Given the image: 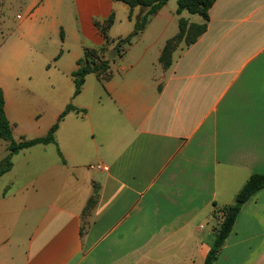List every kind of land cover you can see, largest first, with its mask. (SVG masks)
<instances>
[{
	"label": "crops",
	"instance_id": "obj_1",
	"mask_svg": "<svg viewBox=\"0 0 264 264\" xmlns=\"http://www.w3.org/2000/svg\"><path fill=\"white\" fill-rule=\"evenodd\" d=\"M141 7L0 0V87L14 138L44 136L68 104L79 109L60 121L55 143L14 153L0 176V264H203L222 218L213 211L264 172V0H215L206 31L182 41L168 68L159 61L158 76L140 58L105 82L93 73L105 99L98 86L88 98L91 73L74 95L77 60L104 43L96 21L114 14L109 35L124 38ZM51 68L60 97L47 118L33 116L19 74ZM9 152L0 138V162ZM213 264H264V187Z\"/></svg>",
	"mask_w": 264,
	"mask_h": 264
},
{
	"label": "trees",
	"instance_id": "obj_2",
	"mask_svg": "<svg viewBox=\"0 0 264 264\" xmlns=\"http://www.w3.org/2000/svg\"><path fill=\"white\" fill-rule=\"evenodd\" d=\"M127 3L131 11L135 6L141 5L149 7V14L156 13L161 7L166 4L169 0H122ZM215 0H178V9L188 10L190 13L199 14L203 20L201 22H190L186 18H180L179 20V31L176 35L170 37L159 56V61L164 68H168L172 63V56L178 45L185 41L187 45L194 43L198 37L203 34L208 26L210 18V8L212 7ZM131 16V14H130ZM114 14H111L104 20H97L96 25L100 29L104 43L99 46L86 47L84 49L83 57L77 60V69L73 71L72 75L75 82L74 95L81 92L83 84L85 82L86 75L89 73H95L99 80L105 82L108 81L112 75L111 61L113 60L108 52L110 46L116 44L119 48L118 53L125 51L124 44H131L132 40L139 35L147 25V15H143L136 22L134 31L124 38H118L117 40L112 39L109 35V29L114 22ZM79 109L72 103L68 104L65 110L60 114L57 122H55L49 129L48 133L44 136L35 138H21L16 140L13 136V128L10 120L7 117L5 111V96L3 89L0 87V138L9 141V154L2 159L0 162V176L9 171L13 166L12 156L14 153L36 145V144H47L56 142V131L59 127L60 121L70 111ZM63 157L62 153L59 152ZM264 187V172H254L246 180L243 187L236 194L233 203L227 204L220 209L213 211L214 215L222 212V218L215 228V239L207 253L203 264H213L217 259L219 252L225 243L228 236L233 231L238 215L243 205L249 201L260 189ZM98 194L97 190L93 192L89 198L84 213L88 212L97 202Z\"/></svg>",
	"mask_w": 264,
	"mask_h": 264
},
{
	"label": "rangeland",
	"instance_id": "obj_3",
	"mask_svg": "<svg viewBox=\"0 0 264 264\" xmlns=\"http://www.w3.org/2000/svg\"><path fill=\"white\" fill-rule=\"evenodd\" d=\"M141 8L145 10L143 11L144 13L142 14V16L147 15V25L144 29L145 31L142 32L141 39L135 41L132 40L131 44H124V48L126 49L125 51L127 53L125 51H122L121 53L116 52L118 58H116V56L114 58L111 57L113 60L110 64L114 75H118L120 67L124 63H133L137 59L143 58L141 61V65L148 66V69H150V74L153 77L158 76L160 71L162 70V66L158 60L160 49L169 37L175 35L179 31L180 18H186L191 22H200L202 20L199 14L190 13L185 9L179 11L178 0H169L165 5H163L161 9L153 14H149V7L143 6ZM2 15V10L0 9V20L2 18ZM138 20L139 19H137V21ZM116 26H118L116 28H120L122 24L118 22ZM3 27L0 28V43L2 41L1 33H5L3 31L6 28L5 26ZM161 35L163 36L161 37ZM123 53H125V55L121 59L119 56ZM89 76V79H86L88 98L91 99L92 97H94L95 99H97L96 97H98V95L95 94L94 86H98L102 99H105V83L100 82L93 73H91ZM60 78L61 74L59 72L57 73L55 68H51L50 70H43V72L41 73L24 72L19 74V82L26 83L27 87L32 89L31 93L26 92L27 90L24 91V93L25 96L29 98L31 104L34 105L33 114H35L33 116L40 115L47 118L52 113V106L56 104L58 96L60 97V95H58V91L62 83ZM91 80L93 81V84L91 83ZM40 98L42 99L37 101V99ZM90 137L93 138L92 134H90ZM212 223H214L215 227H217L219 224L218 220H213ZM212 235L213 243L215 239V230Z\"/></svg>",
	"mask_w": 264,
	"mask_h": 264
},
{
	"label": "water",
	"instance_id": "obj_4",
	"mask_svg": "<svg viewBox=\"0 0 264 264\" xmlns=\"http://www.w3.org/2000/svg\"><path fill=\"white\" fill-rule=\"evenodd\" d=\"M118 48L115 47L113 48L110 52H109V56L114 58L116 56V52H117Z\"/></svg>",
	"mask_w": 264,
	"mask_h": 264
},
{
	"label": "built area",
	"instance_id": "obj_5",
	"mask_svg": "<svg viewBox=\"0 0 264 264\" xmlns=\"http://www.w3.org/2000/svg\"><path fill=\"white\" fill-rule=\"evenodd\" d=\"M98 167H101V165H98Z\"/></svg>",
	"mask_w": 264,
	"mask_h": 264
}]
</instances>
